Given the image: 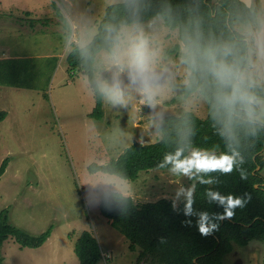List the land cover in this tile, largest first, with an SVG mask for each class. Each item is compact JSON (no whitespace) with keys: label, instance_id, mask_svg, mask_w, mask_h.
<instances>
[{"label":"rangeland","instance_id":"obj_1","mask_svg":"<svg viewBox=\"0 0 264 264\" xmlns=\"http://www.w3.org/2000/svg\"><path fill=\"white\" fill-rule=\"evenodd\" d=\"M117 2L0 0V111L6 112L0 122V164L10 159L0 177V208L6 209L10 224L32 235L54 227L53 243L40 249H21L9 237L1 247L2 264H78L73 246L82 231H89L99 243L104 258L98 264H150L148 260L137 263L138 250H130L129 242L101 215L98 204L87 201L82 183L89 165L117 158L135 141H158L161 134L153 126L155 114L164 117L185 111L177 30L162 22L154 33L165 62L176 73V91L155 110L140 104L138 96L126 108L103 102V114L97 120L90 117L95 102L86 76L79 70L68 71L66 56L74 45L60 23L63 6L87 16L97 28L105 8ZM252 6L264 15V0H252ZM233 28L236 31L238 22ZM8 58L17 59V71L22 67L17 76L8 72L13 64ZM191 112L205 118L207 103L197 102ZM262 156L264 160V149ZM193 182L171 177L167 171H144L129 181L130 197L136 204L171 200L179 184L187 187ZM233 253L225 264L237 260L264 264V240L235 247Z\"/></svg>","mask_w":264,"mask_h":264},{"label":"clouds","instance_id":"obj_2","mask_svg":"<svg viewBox=\"0 0 264 264\" xmlns=\"http://www.w3.org/2000/svg\"><path fill=\"white\" fill-rule=\"evenodd\" d=\"M119 5L123 17L117 19L114 14L104 24L100 54L93 49L98 32L90 18L61 6L60 23L66 30V39L88 67L87 86L103 102L126 108L138 96L140 104L155 110L162 99L177 89L176 73L165 62L154 35L157 25L171 15V9H162L146 25L142 17L150 7L147 0H119ZM236 32L229 39L205 37L200 22L191 20L181 34L179 64L183 67L182 85L187 93L185 111L175 146L166 150L157 164L171 177L194 181L187 187L179 184L171 203L173 210L196 218L201 236L218 230L216 221L233 218L235 210L242 209L250 199L247 194H223L215 186L221 184L220 176L233 172L239 173L242 180L247 179L242 167L246 163L243 150L248 141L264 132V15L253 13L239 18ZM199 101L209 105L211 127L220 143L205 146L196 142V127L189 113ZM153 126L163 140L162 113L153 116ZM198 185L205 186V202L221 207L222 213L194 207ZM82 186L87 188L89 203L116 205L122 214L127 211L131 186L126 176L94 169L86 174ZM184 223L192 226L191 219Z\"/></svg>","mask_w":264,"mask_h":264},{"label":"trees","instance_id":"obj_3","mask_svg":"<svg viewBox=\"0 0 264 264\" xmlns=\"http://www.w3.org/2000/svg\"><path fill=\"white\" fill-rule=\"evenodd\" d=\"M147 3L150 7L143 14V21L152 19L162 9L170 8L171 15L166 16L163 23L171 30H177L179 39L191 20L200 22L205 37L233 38L237 35L233 23L238 22L239 18L257 14L253 7L250 11L249 7L239 0H147ZM120 7L119 2L108 5L98 22V34L93 43L97 54L103 51L104 24L112 20L114 14L117 19L123 17V12L118 11ZM16 60L8 59V62L13 63L8 68L11 76H17L22 71V67H19L20 71L16 70ZM66 62L69 72L79 70L83 75L90 76L88 67L81 61L75 47L67 54ZM92 93L95 106L90 117L98 120L103 114V100L93 91ZM180 93L187 97L183 85L180 86ZM207 111V116L203 119L193 112L189 113V118L196 127V142L205 146L220 143L211 127L208 104ZM183 115L184 112L163 117V140L160 137L158 141L150 144L135 141L117 158L102 165L91 164L88 169L92 171L103 168L122 174L129 181H135L144 171H167L158 168L157 164L163 153L175 146L177 128ZM5 118L6 112L0 111V122ZM263 149L264 132L257 139L248 141L243 150L246 163L242 167L248 174L247 179L242 180L237 172L219 177L221 184L215 187L223 194L231 193L240 197L247 194L250 199L242 209L235 210L233 218L216 221L218 230L211 235L201 236L195 225L196 218L185 217L179 210H173L171 200L167 198L136 204L130 197L126 201L127 211L123 214L120 207L111 204L107 207L98 204L99 212L106 218L107 223L129 242L130 250H138L137 263L148 260L150 264H225L224 259L235 247L242 248L252 241L264 240V176L261 175L264 168ZM9 160L7 157L0 164V177L4 174ZM204 187L197 186L194 207L209 213H222L221 207L205 202L202 195ZM179 207L182 208V204ZM186 219L192 220V226L184 223ZM52 228L51 225L38 235H30L10 224L6 210L0 208V264L3 262L1 247L9 237L13 238L20 248H38L50 237ZM73 247L78 264H98L102 260L103 253L99 243L89 231H82Z\"/></svg>","mask_w":264,"mask_h":264},{"label":"crops","instance_id":"obj_4","mask_svg":"<svg viewBox=\"0 0 264 264\" xmlns=\"http://www.w3.org/2000/svg\"><path fill=\"white\" fill-rule=\"evenodd\" d=\"M8 59H10V58H8ZM263 176H264V174H263ZM2 209V208H1ZM6 210V209H5ZM53 227V226H52ZM54 228V227H53ZM53 228H52V232H53ZM51 232V235H50V237L46 240V242L41 246V247H39V248H21V249H31V250H33V249H40V248H42V247H44L47 243H49V242H51V243H53L52 242V237H53V233ZM30 235H32L31 234V232L29 231L28 232ZM243 248V247H242ZM252 256H253V258L256 260V256H255V254H253L252 253ZM254 263H255V261H254Z\"/></svg>","mask_w":264,"mask_h":264},{"label":"water","instance_id":"obj_5","mask_svg":"<svg viewBox=\"0 0 264 264\" xmlns=\"http://www.w3.org/2000/svg\"><path fill=\"white\" fill-rule=\"evenodd\" d=\"M239 1L245 4L247 7L251 6V0H239ZM258 169L259 167L256 168V170ZM255 187H258V185H255Z\"/></svg>","mask_w":264,"mask_h":264},{"label":"flooded vegetation","instance_id":"obj_6","mask_svg":"<svg viewBox=\"0 0 264 264\" xmlns=\"http://www.w3.org/2000/svg\"><path fill=\"white\" fill-rule=\"evenodd\" d=\"M251 7H253V6H252V0H251ZM233 251H234V250H233ZM233 251H232L228 256H226V257L229 258L231 255L235 256L236 253H233ZM232 253H233V254H232ZM224 260H225V259H224ZM235 262H236V264H242V261H238V260H237V261H234V263H235Z\"/></svg>","mask_w":264,"mask_h":264}]
</instances>
